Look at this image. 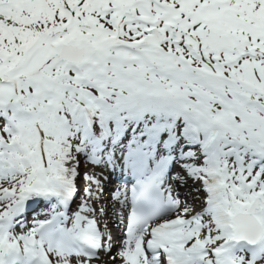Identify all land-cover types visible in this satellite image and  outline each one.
Wrapping results in <instances>:
<instances>
[{
	"label": "snow or ice",
	"instance_id": "1",
	"mask_svg": "<svg viewBox=\"0 0 264 264\" xmlns=\"http://www.w3.org/2000/svg\"><path fill=\"white\" fill-rule=\"evenodd\" d=\"M0 264H264V0H0Z\"/></svg>",
	"mask_w": 264,
	"mask_h": 264
}]
</instances>
